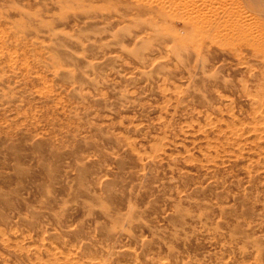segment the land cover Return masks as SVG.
I'll list each match as a JSON object with an SVG mask.
<instances>
[{
    "label": "rangeland",
    "instance_id": "1",
    "mask_svg": "<svg viewBox=\"0 0 264 264\" xmlns=\"http://www.w3.org/2000/svg\"><path fill=\"white\" fill-rule=\"evenodd\" d=\"M252 14L231 42L170 0H0V264H264Z\"/></svg>",
    "mask_w": 264,
    "mask_h": 264
},
{
    "label": "bare ground",
    "instance_id": "2",
    "mask_svg": "<svg viewBox=\"0 0 264 264\" xmlns=\"http://www.w3.org/2000/svg\"><path fill=\"white\" fill-rule=\"evenodd\" d=\"M249 3L257 5H255L253 10H249L248 8H245V5ZM170 4L176 11H182L189 23H203L206 25L208 30L205 33L207 35L213 34L210 33V30H212L215 34H222L228 30L234 32L235 35H232L231 42L243 41L246 37L250 38L251 34L254 33L250 32V25L248 24L249 18H253L252 13L255 12L264 16V2L255 3L254 0H170ZM208 4H211L212 7L207 10ZM195 20L198 22H195ZM254 27L256 26L252 25V29ZM259 31L260 34L264 35V27H262Z\"/></svg>",
    "mask_w": 264,
    "mask_h": 264
}]
</instances>
